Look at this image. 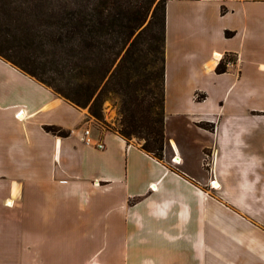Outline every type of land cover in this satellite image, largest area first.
<instances>
[{
  "label": "crops",
  "instance_id": "0c3cea01",
  "mask_svg": "<svg viewBox=\"0 0 264 264\" xmlns=\"http://www.w3.org/2000/svg\"><path fill=\"white\" fill-rule=\"evenodd\" d=\"M227 56L235 60L219 74ZM165 58L166 110L169 85L180 81L190 86L188 105L206 106L192 121H215L198 150L200 175L167 134L163 161L113 132L97 136L104 150L85 144V113L0 58V157L21 204L19 226L0 228V264H264V214L235 190L252 189L233 173L245 141L229 128L235 117L221 139L224 103L207 107L212 88L242 112L253 94L264 99V0H167ZM206 151L217 175L210 185L231 191L225 200L204 191Z\"/></svg>",
  "mask_w": 264,
  "mask_h": 264
},
{
  "label": "trees",
  "instance_id": "16d2710c",
  "mask_svg": "<svg viewBox=\"0 0 264 264\" xmlns=\"http://www.w3.org/2000/svg\"><path fill=\"white\" fill-rule=\"evenodd\" d=\"M156 2L0 0V27L5 35L0 58L73 105L88 107L98 121L104 119L106 99L117 98L121 118L111 132L126 140H143L142 150L163 161L166 4ZM227 69L228 61L223 60L217 72ZM45 130L69 136L56 126Z\"/></svg>",
  "mask_w": 264,
  "mask_h": 264
},
{
  "label": "rangeland",
  "instance_id": "374dc122",
  "mask_svg": "<svg viewBox=\"0 0 264 264\" xmlns=\"http://www.w3.org/2000/svg\"><path fill=\"white\" fill-rule=\"evenodd\" d=\"M160 1H162V3L165 4L167 2V0H157L156 4H158ZM50 6L54 7L55 4L52 2ZM1 18H3V16H1L0 19ZM139 32L140 30L136 32V34L133 36L132 41L137 37ZM3 33L4 31L1 30L0 27L1 43H4L3 41L4 38L2 37L4 35ZM225 60L228 61L229 63L234 61L235 57L227 56ZM52 76H57V75H52ZM56 82H58V80ZM58 84H60L65 89L69 88V86L66 85L65 81L61 80L58 82ZM169 89H170L169 98H168L169 106L167 110H165V125H166L165 134H167V136L169 137H173L177 142L186 146V150H188V157L186 158H187L189 172L200 175L204 171L197 164V162L200 159V157L197 156L198 150H201L203 144L204 145L210 144L211 136L210 133L208 134V131H206L205 129L209 131H213L215 129V125H212L210 123L215 121L202 119L200 122H198V124L192 121V117L189 115H193V114L202 115L206 106L204 107L203 105H199V104L188 105L187 102L184 101L190 95L189 92L190 86L188 85L185 86L184 84H181L180 81H175L170 83ZM220 92L221 91L218 92L214 88H212L208 92L209 103L207 104V107L215 103H218V108H219L220 103L222 102L224 103V105H222L223 106L222 112L216 115L219 116L218 120H223L224 123L220 130L221 139L222 137L231 136L229 132V128L232 129L234 128L235 132H237L240 135L239 136L240 139H243L242 141H245L240 143L239 146L240 152L236 157L233 158L234 166L237 167L235 172L233 173L235 174V177L238 181L241 180L242 183L249 181L250 184L252 183L251 184L252 189L247 190V192H244V189L238 185L237 186L235 185V190L237 193L241 195L243 194L245 195L246 193L248 195L247 201L251 203V207L254 210L256 209L259 210V212H263L264 214V99L258 97L257 94H253V96H251L248 99V104L247 106L244 107V110L242 112V110L237 109V105H235L236 101L233 100L232 98L229 101H225L224 99H219L217 95H221L219 94ZM57 95L65 99L61 95L59 94ZM97 95L98 92L96 96ZM196 98L202 100L204 97L203 95H197ZM77 108L82 110L86 115L87 123L85 124L84 128H82L83 131L86 128L90 129L92 131L94 139L98 142L103 143V141L100 138L97 139V136L99 137V134L102 135L104 132H111V130L119 126L121 116H120L119 100L117 98L112 97L106 99V101L104 102L103 104L104 119L102 122L98 121L95 117H93L90 114L88 107L87 108L77 107ZM188 111L191 113H188ZM20 113L21 112L17 114L16 116L17 118L19 117ZM229 117H235L234 118L235 121H233V125L231 126L229 125L228 128L227 120ZM59 128L68 132L69 136L71 135L70 131L62 127ZM113 133H117V132H113ZM127 142L131 145H137L140 148H142L144 143L143 140L137 137H132L130 140H127ZM205 153L206 156L204 157V165H205L204 168L206 171L204 174H206V182L203 186L204 191L206 192V195L209 197L225 200V198L230 197L231 191L229 187H226L224 185L222 186L221 189L217 190L214 187V181L210 185V181L212 179H217V175L212 170L211 167L212 156L210 154V151H206ZM6 160L7 158L0 157V218L2 217L4 219V220H0V228L2 229L12 227V225L14 226V224L16 227L19 226L18 225L19 220H16L17 216H15L14 213L21 212L20 203H15L12 206L8 204L9 199L12 200V193L10 190V184H12V182L9 180L10 178L9 172L8 173L4 172L5 169H9V167H7L6 164ZM164 160H165V156H164ZM219 175L221 176L222 174H218V177ZM223 175L221 177H223ZM17 179L20 184L23 182V178H21V175L18 176ZM219 181L222 182L221 179ZM232 181L234 185L235 182L234 180ZM17 191L18 190L16 189L14 190V194H15L14 198L16 197ZM20 192L21 189H19V193L17 194L18 199L21 197Z\"/></svg>",
  "mask_w": 264,
  "mask_h": 264
},
{
  "label": "built area",
  "instance_id": "2783aa9c",
  "mask_svg": "<svg viewBox=\"0 0 264 264\" xmlns=\"http://www.w3.org/2000/svg\"><path fill=\"white\" fill-rule=\"evenodd\" d=\"M82 140L84 141L85 144H87L89 146H94V147L99 148L101 150L105 148V145L103 143L98 142L94 139L92 131L88 128H86L83 131Z\"/></svg>",
  "mask_w": 264,
  "mask_h": 264
},
{
  "label": "bare ground",
  "instance_id": "6f19581e",
  "mask_svg": "<svg viewBox=\"0 0 264 264\" xmlns=\"http://www.w3.org/2000/svg\"><path fill=\"white\" fill-rule=\"evenodd\" d=\"M221 58V56L220 55H215V59L216 60H219ZM21 114H22V116H21ZM20 120H23L24 118H25V113H20L19 114V117H18ZM176 161L177 162H179L180 160L179 159H176ZM212 187H213V184H212ZM214 187L215 188H219V183L217 182V181H214ZM13 201L11 200V201H8V204L10 205V206H12L13 205Z\"/></svg>",
  "mask_w": 264,
  "mask_h": 264
}]
</instances>
